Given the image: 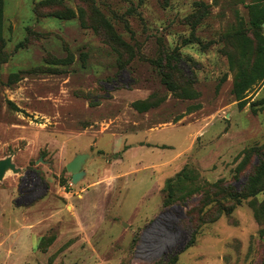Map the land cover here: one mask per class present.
Listing matches in <instances>:
<instances>
[{"label": "rangeland", "instance_id": "1", "mask_svg": "<svg viewBox=\"0 0 264 264\" xmlns=\"http://www.w3.org/2000/svg\"><path fill=\"white\" fill-rule=\"evenodd\" d=\"M41 1L4 0L0 264H264V192L194 238L182 207L264 145V0Z\"/></svg>", "mask_w": 264, "mask_h": 264}, {"label": "trees", "instance_id": "2", "mask_svg": "<svg viewBox=\"0 0 264 264\" xmlns=\"http://www.w3.org/2000/svg\"><path fill=\"white\" fill-rule=\"evenodd\" d=\"M60 0H43L39 6L49 5L51 3L59 2ZM3 9L4 0H0V38L2 34V21H3ZM253 17L252 25L257 31V58L254 68V74L249 82L241 89L237 91V98L239 99V106H245V101L242 97L243 91L248 87L249 84L253 83L256 79L264 80V37L261 34V26L264 23V2H259L251 6ZM35 12L37 6L34 7ZM72 13V12H69ZM264 104V102H262ZM256 106V104H252ZM256 111V108H254ZM251 157H255L257 162L251 166L245 175L244 184L238 189L236 186L227 184L225 181L220 180L208 187V189H200L198 195H191L185 197L182 207L187 209L186 218L187 226L192 232V238H194L197 230L205 222L203 215L205 216L204 209L210 205H215L213 208L214 215L209 221L217 220L222 214H231L236 204H240L243 198L253 197L264 192V145L262 147H253L246 151L244 155V162L248 165ZM182 175L178 174L177 177ZM177 180H170L168 183V189H170L168 199L165 201V207L175 197L172 194V184ZM215 199L212 200V197ZM218 195L222 197L217 198ZM233 201V203H231ZM211 209V208H209Z\"/></svg>", "mask_w": 264, "mask_h": 264}, {"label": "water", "instance_id": "3", "mask_svg": "<svg viewBox=\"0 0 264 264\" xmlns=\"http://www.w3.org/2000/svg\"><path fill=\"white\" fill-rule=\"evenodd\" d=\"M86 158V154H79L67 164L66 169L72 175L73 184H76L85 176L86 172L82 167L86 161ZM7 166H12L9 160L0 161V178H2L4 175Z\"/></svg>", "mask_w": 264, "mask_h": 264}]
</instances>
